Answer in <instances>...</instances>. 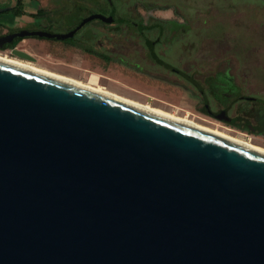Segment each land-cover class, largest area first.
<instances>
[{"label": "water", "instance_id": "1", "mask_svg": "<svg viewBox=\"0 0 264 264\" xmlns=\"http://www.w3.org/2000/svg\"><path fill=\"white\" fill-rule=\"evenodd\" d=\"M0 264H264V151L0 58Z\"/></svg>", "mask_w": 264, "mask_h": 264}, {"label": "rangeland", "instance_id": "2", "mask_svg": "<svg viewBox=\"0 0 264 264\" xmlns=\"http://www.w3.org/2000/svg\"><path fill=\"white\" fill-rule=\"evenodd\" d=\"M116 13L127 11L130 15L160 16L178 21L181 34L169 47L166 57L173 68L186 70L191 83L212 92L210 104L215 110L224 104L225 92L239 95L232 114L249 110L258 115L264 108V0H111ZM8 0H0L6 4ZM34 11L36 2L44 8L47 17L58 18L75 5V11L87 13L96 2L103 0H23ZM121 3L123 8L118 7ZM107 7L104 13L109 10ZM87 10V12H85ZM31 14V13H30ZM145 17V18H144ZM0 32L9 27V13H0ZM58 30H62L59 27ZM133 41V39H131ZM32 60L7 53L10 58L82 83L99 85L125 98L165 110L178 117L243 139L264 148V133L252 132L231 125L205 113L202 100L192 84L178 78L172 71L152 65L140 58L141 69H133L111 62L101 64L93 57L63 45L61 42L28 38L20 42ZM145 51H143V54ZM6 55V54H5ZM93 82V83H92ZM216 87L215 93L211 90ZM215 90V89H214ZM257 98L260 103H245L242 97ZM261 118V117H259ZM258 118V119H259ZM241 124L255 123L250 116L239 119ZM257 121V120H256Z\"/></svg>", "mask_w": 264, "mask_h": 264}, {"label": "flooded vegetation", "instance_id": "3", "mask_svg": "<svg viewBox=\"0 0 264 264\" xmlns=\"http://www.w3.org/2000/svg\"><path fill=\"white\" fill-rule=\"evenodd\" d=\"M11 2V0H8L7 5H10ZM103 2V4L96 2L90 8L94 9L97 6H100L102 9H106L107 7H110V9L113 10L111 21L106 22L95 18L85 22L77 28L81 21L89 15L102 14L104 16H109L111 10L109 13H103L100 11L93 12V10H90V12H87L86 10L85 12L87 13H81L75 11V5H65L66 9H70V11L65 13V16L63 17L67 20L63 21L62 15H59L58 18L47 17L44 8L39 5L38 2L35 4V10L31 12L28 4L24 3L23 0H15V4L8 12L9 27L6 28L5 31L0 32V35L15 33L22 30H40L51 33H67L75 30L70 37L64 39L38 37L35 35L14 38L9 42H6L3 47H0V51H7L12 55L24 58L14 52L20 51L21 53L28 54L24 49L19 47L21 41L28 38L57 41L65 46H69L74 50L86 54L87 56L95 58L101 62V64L114 62L129 68L141 69V62L144 61L138 58L139 61L134 62V59L132 58L136 53L137 56L148 60L152 65L158 66L169 72L172 71L178 78L190 84L193 83H191L190 74H188L186 70L173 68L167 61L166 57L169 47L175 42L178 35L181 34V31L178 30V21L153 15L146 16V18L144 17L145 19H143L141 15H130L129 13H126L127 11L116 13L115 7L117 8V6L114 5L113 1L109 2L108 0H103ZM20 5L22 6L21 8H19ZM124 6L126 5L123 3L118 5V7L121 8ZM19 10H21V13ZM59 27H62V30H58ZM131 39H133V41H131ZM143 51H145L144 54ZM192 86L197 92L199 90L198 95L202 100L206 114L222 119L224 122L239 128H245L252 132L264 133V108L258 115H256L253 114L247 106L243 112L238 111L237 114L233 115L232 107L234 106V103L237 102L238 98L241 97L233 94L234 92H225L224 104L220 103V106L213 110L209 104L212 99H215L213 98L212 92H208V94L205 95L203 94V89L198 88L195 83H193ZM211 90L215 93L216 87L213 85ZM256 100V97H242V101L246 104L260 103ZM250 116L255 120V123L248 121L241 124L239 121V119H247Z\"/></svg>", "mask_w": 264, "mask_h": 264}, {"label": "bare ground", "instance_id": "4", "mask_svg": "<svg viewBox=\"0 0 264 264\" xmlns=\"http://www.w3.org/2000/svg\"><path fill=\"white\" fill-rule=\"evenodd\" d=\"M0 58H1V59H4V60H7V61H10V62H13V63H16V64H19V65H22V66H25V67H28V68H31V69H35V70H38V71H41V72H44V73H47V74H50V75H53V76L59 77V78H63V79H66V80H69V81H72V82H75V83H78V84H81V85H84V86H88V87H91V88H94V89H97V90H100V91H103V92L109 93V94L114 95V96H117V97H119V98H122V99L128 100V101H130V102H133V103L139 104V105H141V106H144V107L150 108V109H152V110H155V111H158V112H160V113H163V114L169 115V116H171V117H174V118L180 119V120H182V121H185V122L191 123V124H193V125L199 126V127H201V128L207 129V130H209V131L215 132V133H217V134L223 135V136L228 137V138H230V139L236 140V141H238V142L244 143V144H246V145H249V146H252V147H254V148H257V149H260V150L264 151V148H262V147H260V146H258V145H255V144H252V143H250V142H248V141H245V140H243V139H240V138H237V137H234V136H231V135H228V134L222 133V132H220V131H218V130H214V129H210V128L204 127V126H202V125H198L197 123H194V122L188 120L187 118H184V117H178V116H175L174 114L172 115V114L166 112L165 110L163 111V110H161V109H159V108L152 107V106H150V105H148V104H143V103H140V102H138V101H136V100H132V99H129V98L122 97V96H120V95H117V94H115V93H113V92H111V91H108V90L104 89L103 87H101V86H99V85H92V84H90V83L87 84V83L79 82V81L74 80V79H72V78H70V77H66V76H63V75H60V74H56V73H54V72H51V71H48V70H45V69H42V68L35 67V66L29 64V62H26V61H24V60L22 61V60H16V59H14V58H10L7 54L5 55V54H3V53H0ZM92 83H93V82H92Z\"/></svg>", "mask_w": 264, "mask_h": 264}, {"label": "trees", "instance_id": "5", "mask_svg": "<svg viewBox=\"0 0 264 264\" xmlns=\"http://www.w3.org/2000/svg\"><path fill=\"white\" fill-rule=\"evenodd\" d=\"M8 4V2L6 3V4H0V7H3V6H8L7 5ZM22 6L20 5L19 6V8H21ZM116 8V7H115ZM94 9H96V10H93V12H96V11H100V12H103L104 13V9H102L100 6L98 7H95ZM109 10H107V12L109 13L110 12V8H108ZM9 12V10H6V11H4V13H8ZM19 12L21 13V10H19ZM1 13V12H0ZM0 26H4V23H2L1 21H0ZM1 36V35H0Z\"/></svg>", "mask_w": 264, "mask_h": 264}]
</instances>
